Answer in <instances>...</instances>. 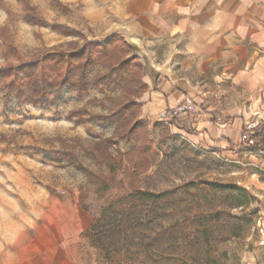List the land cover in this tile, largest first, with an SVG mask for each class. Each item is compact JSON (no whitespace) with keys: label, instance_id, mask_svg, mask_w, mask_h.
Returning a JSON list of instances; mask_svg holds the SVG:
<instances>
[{"label":"rangeland","instance_id":"374dc122","mask_svg":"<svg viewBox=\"0 0 264 264\" xmlns=\"http://www.w3.org/2000/svg\"><path fill=\"white\" fill-rule=\"evenodd\" d=\"M25 1L0 0V66L114 33L113 23L97 18V3ZM103 4L108 12L114 0ZM25 5L49 25L25 21ZM53 23L78 33L52 30ZM128 47L125 55H133ZM99 67L91 78L106 70ZM122 87L100 84L81 98L62 88L56 102L42 107L18 105L0 93V264H57L60 251L70 252L73 264H264V194L245 174L231 173L226 162L174 140L167 124L146 125L154 158L134 150L133 140L119 138L127 128L110 116L134 97L135 85ZM132 188L168 192L161 202L136 205L124 199ZM116 197L121 208L108 210ZM188 215L217 222L205 236ZM65 218L80 227L71 241L62 230Z\"/></svg>","mask_w":264,"mask_h":264},{"label":"crops","instance_id":"0c3cea01","mask_svg":"<svg viewBox=\"0 0 264 264\" xmlns=\"http://www.w3.org/2000/svg\"><path fill=\"white\" fill-rule=\"evenodd\" d=\"M103 1L88 3L99 4L97 18L113 23L142 63L139 118L148 127L167 124L174 140L226 162L264 194V128L254 144L241 141L246 123L264 114V0H114L108 12ZM186 97L194 113L162 117ZM81 222L88 229V217ZM62 227L68 241L80 230L66 218ZM58 257L57 264L74 263L68 251Z\"/></svg>","mask_w":264,"mask_h":264},{"label":"trees","instance_id":"16d2710c","mask_svg":"<svg viewBox=\"0 0 264 264\" xmlns=\"http://www.w3.org/2000/svg\"><path fill=\"white\" fill-rule=\"evenodd\" d=\"M57 4L61 5L60 2ZM25 7L27 9L23 16L25 21L36 25H49L48 22L37 16L33 7L28 5ZM50 28L66 35L78 33L76 30L58 23L51 24ZM128 48L124 37L114 32L104 39L85 41L76 48L51 50L30 60L0 66V93L3 92L10 96L18 105L29 104L42 107L56 102L61 95L62 88L73 90L75 96L81 98L88 93L89 89L114 81L116 85L123 83L124 89L129 85L133 87L135 85L132 96H139L145 89L142 75H139L142 63L137 60L135 53L130 56L125 55ZM98 66H103L106 70L91 78L90 70ZM129 73L131 74L129 75ZM134 97L121 103L110 116L118 125L127 128L120 133V139L126 142L133 140L134 150L141 155L154 158L157 151L152 140L148 137L147 124L139 118L140 104ZM131 134H135L136 137L132 139ZM110 141L112 142L113 138L108 139V143H111ZM111 170H115L113 165ZM204 183L220 188H238L235 184H222L215 181H204ZM108 188L109 183L102 185L99 190L100 196ZM96 192L98 193V191ZM167 192L154 193L149 190L132 188L129 197L124 199H129L136 205L158 203L165 200ZM121 200V197L114 198L107 209L115 211L116 207L121 208ZM186 220L195 221L198 224V230L205 236L209 235L210 229L217 222V218L213 221L211 216L206 215L196 218L188 215Z\"/></svg>","mask_w":264,"mask_h":264},{"label":"built area","instance_id":"2783aa9c","mask_svg":"<svg viewBox=\"0 0 264 264\" xmlns=\"http://www.w3.org/2000/svg\"><path fill=\"white\" fill-rule=\"evenodd\" d=\"M196 111L194 102L191 98L186 97L182 103L171 109L168 113H163L162 117L169 114L170 117H179L182 115H188ZM264 128V114H257L256 117L246 123L245 129L241 134V141L251 145L254 144L253 134L259 129Z\"/></svg>","mask_w":264,"mask_h":264}]
</instances>
